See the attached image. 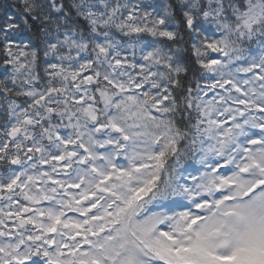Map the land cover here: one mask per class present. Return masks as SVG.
<instances>
[{"label":"snow or ice","instance_id":"6c2138e0","mask_svg":"<svg viewBox=\"0 0 264 264\" xmlns=\"http://www.w3.org/2000/svg\"><path fill=\"white\" fill-rule=\"evenodd\" d=\"M0 264H264V0H0Z\"/></svg>","mask_w":264,"mask_h":264}]
</instances>
